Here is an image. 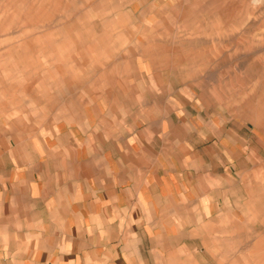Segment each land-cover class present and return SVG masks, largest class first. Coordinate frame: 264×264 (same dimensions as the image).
Returning a JSON list of instances; mask_svg holds the SVG:
<instances>
[{
  "label": "rangeland",
  "instance_id": "374dc122",
  "mask_svg": "<svg viewBox=\"0 0 264 264\" xmlns=\"http://www.w3.org/2000/svg\"><path fill=\"white\" fill-rule=\"evenodd\" d=\"M146 114L216 148L229 186L161 262L264 264V0H0L3 139Z\"/></svg>",
  "mask_w": 264,
  "mask_h": 264
},
{
  "label": "crops",
  "instance_id": "0c3cea01",
  "mask_svg": "<svg viewBox=\"0 0 264 264\" xmlns=\"http://www.w3.org/2000/svg\"><path fill=\"white\" fill-rule=\"evenodd\" d=\"M107 118L0 136V264H164L166 239L179 251L230 202L194 131L169 115Z\"/></svg>",
  "mask_w": 264,
  "mask_h": 264
}]
</instances>
